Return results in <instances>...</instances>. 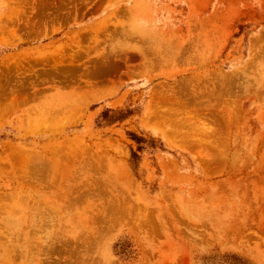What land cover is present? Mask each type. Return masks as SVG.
<instances>
[{"label":"rangeland","instance_id":"374dc122","mask_svg":"<svg viewBox=\"0 0 264 264\" xmlns=\"http://www.w3.org/2000/svg\"><path fill=\"white\" fill-rule=\"evenodd\" d=\"M241 262L264 0H0V264Z\"/></svg>","mask_w":264,"mask_h":264},{"label":"bare ground","instance_id":"6f19581e","mask_svg":"<svg viewBox=\"0 0 264 264\" xmlns=\"http://www.w3.org/2000/svg\"><path fill=\"white\" fill-rule=\"evenodd\" d=\"M113 66H114V65H113ZM115 66H116V65H115ZM118 67H119V66H118ZM105 69H106V68H105ZM105 69H104V70H105ZM104 70H103V72H105V71H106V70H105V71H104ZM107 70H108V69H107ZM113 70H114V69H113ZM95 71H96V70H95ZM97 71L99 72V70H97ZM100 71H101V70H100ZM114 71H115V70H114ZM98 72H97V74H99V73H100V72H99V73H98ZM97 74H96V75H97ZM104 74H105V73H104ZM104 74H103V75H104ZM106 75H107V74H106ZM123 208H124V207H123ZM90 220H91V219H90ZM95 220H96V219H95ZM96 222H97V221H96ZM100 222H102V221H100ZM95 234H96V233H95Z\"/></svg>","mask_w":264,"mask_h":264},{"label":"trees","instance_id":"16d2710c","mask_svg":"<svg viewBox=\"0 0 264 264\" xmlns=\"http://www.w3.org/2000/svg\"><path fill=\"white\" fill-rule=\"evenodd\" d=\"M236 260V259H235ZM238 262H240V260H237ZM242 264H245L244 262H241Z\"/></svg>","mask_w":264,"mask_h":264}]
</instances>
